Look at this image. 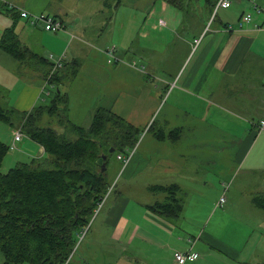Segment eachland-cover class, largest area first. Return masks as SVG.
I'll return each instance as SVG.
<instances>
[{"label": "crops", "instance_id": "obj_1", "mask_svg": "<svg viewBox=\"0 0 264 264\" xmlns=\"http://www.w3.org/2000/svg\"><path fill=\"white\" fill-rule=\"evenodd\" d=\"M80 1L4 0L0 4V41L4 33L13 28L23 46L31 52H48L50 58H47L54 68L53 63L61 56V67L79 62V55L88 50L84 38L90 35L88 30L92 25L86 19L88 14L81 13ZM8 3L34 13L52 14L64 22L65 29L52 33L41 26L30 25L10 10ZM254 3L264 6V0H232L229 10L215 16L207 11L200 23L196 19L192 23L193 17H190L189 25L177 24L178 15H175L173 29H166V20L162 16L157 19L153 9L141 25L143 31L139 32V39L142 40L138 45L144 49L155 41L161 46L156 83L146 80L140 74L143 72L133 68L129 54L133 39L127 32L124 48L116 50L120 59L108 58L100 51L105 55V64L98 58L92 65L93 81L89 77L84 82L79 80V84H94L95 105L103 100L102 84L108 85L107 90L113 89L105 109L122 119L128 117L148 124L156 109L161 108L159 113L165 120L156 134L150 135L152 126H148L139 145L142 152L137 156L136 151L131 156L128 171L132 177L148 173L150 177L144 179V184L149 190L154 185H177L178 189H172L176 196L192 198L190 218L180 216L186 207L183 200L173 201L180 206L177 214L166 216L149 208L154 204L149 199L136 201L129 195L114 199L108 215L115 230L113 239L122 252H129L128 247L136 236L141 239L140 259L135 255L130 258L136 264H172L173 251L189 245L188 239H182L186 235H192L189 238H193V249L199 252V257L185 264L264 263V249H257L246 236L247 219L239 212L240 207L247 211L257 207L260 214L253 219L259 226L264 225V209L253 200L255 194L264 193V28L255 27L256 22L264 20V12L256 13ZM200 4H204V0H200ZM246 11L254 12L253 20L240 25ZM103 18L94 31H101L106 34L107 42L112 41L115 36H110L111 31L105 33V27H117V16L113 22L111 16ZM179 18L184 20L180 15ZM170 34L175 35L173 42H170ZM33 65L23 63L0 46V104L6 109H15L13 115L30 110L51 93L48 77L35 63ZM79 76L77 71L74 80ZM73 106L79 105L69 93L68 107L73 116L70 120L82 124L84 121L79 123L76 118L83 113L85 120L93 106L88 107L86 114L77 111V107L72 111ZM18 127H21L19 121L11 126L0 120V139L9 143ZM19 145L28 158L22 161L33 159L35 150L45 155L43 146L31 138L25 137ZM214 152L218 156L215 157ZM16 158L14 163L19 161ZM217 161L222 164L220 172L225 176L214 171ZM223 194L226 199L220 204L219 197ZM237 197L241 199H235ZM240 238H243L241 246L238 245ZM117 255L119 258L106 255L103 264L127 261L129 253ZM4 261L0 249V264Z\"/></svg>", "mask_w": 264, "mask_h": 264}, {"label": "trees", "instance_id": "obj_2", "mask_svg": "<svg viewBox=\"0 0 264 264\" xmlns=\"http://www.w3.org/2000/svg\"><path fill=\"white\" fill-rule=\"evenodd\" d=\"M167 1L177 8L188 9L192 2L199 0ZM216 2L204 0L202 6L213 14ZM12 11L19 15L17 10ZM0 46L23 63L31 66L35 63L48 77L51 90L49 102L45 99L30 110L17 111L19 115H13L15 109H6L0 104V120L13 124L11 119L17 118L24 134L45 150L41 158L19 162L5 171L2 165L10 147L0 139V249L5 256L4 264H69L81 231L110 186L107 171L98 159L106 153L107 165L110 152L105 145L124 151L134 144L135 129L102 107L95 110L88 126L66 118L69 94L65 91L64 68L67 66L54 68L46 56L31 52L13 28L4 33ZM79 64L77 60L68 64L75 68L72 77ZM47 115H59L65 130L60 132L45 125ZM173 188L179 187L152 186L153 190L167 193H172ZM253 200L264 209V193L255 194ZM179 207L173 201L149 205L166 216L177 214Z\"/></svg>", "mask_w": 264, "mask_h": 264}, {"label": "rangeland", "instance_id": "obj_3", "mask_svg": "<svg viewBox=\"0 0 264 264\" xmlns=\"http://www.w3.org/2000/svg\"><path fill=\"white\" fill-rule=\"evenodd\" d=\"M71 7H73V5ZM79 7H81L82 14L83 13L88 14V16H86V19L92 23V25L88 30L90 35L85 36L86 38H84L88 50L84 53H81L78 58L80 64L75 71L80 72L79 79L75 81L74 78L71 76L72 71L75 68L66 65L67 67L64 68V72H65L64 81H66L67 83L65 91L67 92V94L69 93L72 94L74 102H76L79 105V106H73L72 111L74 108L77 107V111L82 110L86 114V110L89 111L88 107L93 106L92 109L88 112V116L85 120H83L84 119L83 113H81L79 118H76L80 121L79 123L84 121L82 124L86 126L91 124L93 120V114L95 113L97 107L101 106L102 108H105L106 107L105 105L109 103L108 96L111 93H113V89L107 90L108 85L105 86L102 84L101 88L103 94L101 95V97L103 98V100L102 102L98 100L97 105H95L94 97L96 92L94 90V84L93 83L92 85L79 84V80L82 82L87 81L88 79L86 77H89L90 80L93 81L92 73L94 72L91 68L98 58L102 60V62L105 64V59L103 58V56L105 55L100 51H103L105 54H107L108 58H112V56L107 53V50L101 49V47H103L104 45L107 46L109 44L107 46L108 49L114 46H116L115 47L116 50L118 48H124L125 45H123V43L124 40H126L125 32H127V34L130 35L133 39V46L129 53L132 56L130 62L132 63L133 68H135L139 72H143L140 74L142 76H145L146 80H152L156 83L157 55H158V51L161 49V46H158V43L155 41L151 43L147 48L144 46V49H141L138 45V41L142 40L139 39V32L142 33L143 31L141 25L144 19L146 18V16L148 15V13L151 10L155 9L153 12L154 16L157 17V19L161 16L164 17V19L166 20V23L164 24L166 26V29L169 27L173 29L175 15H178V17L175 20L177 24H181L184 22L183 24L189 25L191 21H189L188 19L190 17H193L192 23H194L195 19L197 23H200L203 15H205L207 12L206 11L207 7L205 5L202 6V4H200V0L198 2L196 1L192 2L191 6H189L188 9L177 8L174 5L170 4L167 0H81L79 2ZM230 8H226V9L220 8L217 14H221L224 10H229ZM232 8H235V6H233ZM179 15L182 16L184 20H179L180 19ZM105 16H107V19L111 16L112 22L116 19L117 16V27L113 29H111V27H109L108 25H106L105 27L106 29L105 33L111 31L110 36L112 37L115 36L113 38L114 40L112 41L108 40V42L106 40V34H101V31L98 32L97 29L94 31V29L98 25V22L101 19L103 20L104 19L103 17ZM27 22L30 25H34L31 24L29 21ZM215 22L213 23V26L215 25ZM34 26H41L44 28L42 24H37ZM94 32L99 33L103 36H96L93 34ZM166 32L167 34H169L168 33L169 31L166 30ZM52 33H55V31H52ZM170 37H171L170 42H173L172 38H174L175 35H173L172 37V34H170ZM170 48L171 46L167 47V51H169ZM40 54L50 58L49 57L50 54L46 51L42 52L41 50ZM130 55H128L129 58ZM146 58L147 59L151 58L153 62L150 61L148 63V60ZM152 65L155 66V69L153 70L151 68ZM64 84L65 83L62 82L61 87H63ZM46 96H47L46 102H49L51 97L48 95ZM165 99L166 98H164V101ZM166 106H168V103L165 105V107ZM160 109L159 107L156 109L155 113L152 114V117L148 124L141 121L132 120L128 117L123 118V122L125 124H132L134 126L135 129L134 136L136 138V142H134V144H131L126 150L124 151L120 149L115 150L112 145H105V147L108 148V151L110 152V156L108 158V162L106 165V171H107L106 176L110 186L108 188L107 193L104 196L103 201L101 202V205L99 204L96 207L94 213L89 219L88 224L81 231L75 252L71 257L69 264H103L106 255L112 254L115 255L117 258H119V255L117 254H123V253L125 255H128L129 253L127 257V261H124V259H122L119 261V264H136L137 262L131 261L130 259L131 255L138 256V258L140 259L142 244H141V239L139 237L136 236L134 238V241L131 243L130 247H128L129 252H122L120 250L121 249L120 245L116 244L113 239L114 236L113 234L115 230L113 224L108 221V215L112 202L119 195H129L130 198L135 199L136 201L138 200L145 201L149 199L150 203H155L159 200H167V202L183 200V203L186 202V207L185 210L181 212L180 216H186L187 218L191 217L192 215L190 211V201L192 199L191 197L182 196L181 198L180 196H176L175 192L167 193L161 190L153 191L152 186L150 187L151 190H149L147 185L144 184V179L150 177L148 173L147 174L142 173L138 176L132 177L133 175H131L128 171L129 166H127V164L131 156L136 151H138L137 156L140 155L142 152L143 148L142 146L139 147V145L142 141L144 134L148 131V126H152L151 128H149V134L150 135L153 133L156 134L159 131V126H161V124L165 120V117L162 115V113H159ZM58 116L59 115L57 116L47 115L45 117L44 124L51 125L61 132L65 130V127L60 123ZM65 117L69 119L73 118L69 107L66 110ZM11 120L13 121V124L9 122L6 123H8L11 126H14L18 122L17 118H12ZM152 123L153 125H151ZM165 124L166 122L163 125ZM25 137L30 138L27 135H24L23 139ZM20 142L21 141L17 142V148L10 149L7 155L5 156L2 165L5 171H7L9 168L13 167L17 163L22 162V160L28 159L26 158L27 155L22 153L25 150L19 145ZM112 148L113 150H111ZM34 153L36 155L34 157L37 156H38L37 158L42 157V155L38 154L37 150H35ZM119 154H121L122 157L119 158ZM16 156L18 157L16 158ZM214 156L215 157L218 156L216 152H214ZM15 158L19 159V161L16 160L14 163ZM30 160H32V158ZM221 165L222 164L220 163V161H217V164L214 165V171L219 172L220 176H225V174L220 172ZM227 181H228L227 183L229 184L226 185L230 186L232 178H230V181L229 180ZM204 188H208V186ZM225 194L223 195L225 196ZM173 195H175L177 198H175ZM235 199H241V198L237 197ZM256 208L257 207L254 206L252 207L251 211H247L244 207H240L239 212L242 214L243 218L246 217L247 219L246 222L247 228L245 230L246 236L248 238H251L250 239L251 241L253 240L255 245H257V249H264V225L259 226L257 221L253 219L254 215L260 214V213L257 214ZM131 227L132 225L129 224V229ZM190 236L192 235L183 236L182 239L186 241ZM259 236L261 237L260 242L258 241ZM242 241L243 238H240L238 245L241 246ZM22 264H31V263L24 262Z\"/></svg>", "mask_w": 264, "mask_h": 264}, {"label": "built area", "instance_id": "obj_4", "mask_svg": "<svg viewBox=\"0 0 264 264\" xmlns=\"http://www.w3.org/2000/svg\"><path fill=\"white\" fill-rule=\"evenodd\" d=\"M4 2V0H0V4ZM232 4V0H217L213 15L219 11L220 8H228ZM7 7L12 10H17L19 15L29 21L31 24L37 25V24H42L44 28L52 31H58L65 29V24L64 22L47 12H41V13H34L31 12L21 6L15 5L13 3H8ZM253 10L256 13H261L264 12V6L258 3L253 4ZM254 17V12L253 11H246L242 14L241 20H240V25H242L244 22H250L253 20ZM256 28H264V20L261 23L256 22L255 23ZM115 49V50H114ZM107 53L112 56L113 59L119 60L120 58L116 55V48L115 46L106 49ZM55 68L61 67L63 65V56L59 57L55 61ZM264 124V121L262 122ZM24 132L21 129V127H18L15 130L13 139L9 143L10 149L17 148V142L21 141L24 137ZM119 157H122L121 154H119ZM228 186H225V189H227ZM225 196H221L219 203L223 204L225 201ZM101 205V204H100ZM193 238H188L189 245L185 249H180L177 248L173 251V259H172V264H185L187 261L195 260L199 257V252L195 249H193L194 246V240Z\"/></svg>", "mask_w": 264, "mask_h": 264}, {"label": "water", "instance_id": "obj_5", "mask_svg": "<svg viewBox=\"0 0 264 264\" xmlns=\"http://www.w3.org/2000/svg\"><path fill=\"white\" fill-rule=\"evenodd\" d=\"M111 150H113V148ZM105 159H107L106 153L101 154V156L98 159V162L102 163V169L103 170L106 169V163L104 162Z\"/></svg>", "mask_w": 264, "mask_h": 264}]
</instances>
